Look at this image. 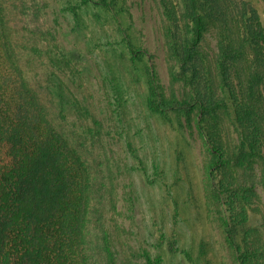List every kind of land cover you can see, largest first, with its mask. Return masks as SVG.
<instances>
[{"label":"rangeland","instance_id":"374dc122","mask_svg":"<svg viewBox=\"0 0 264 264\" xmlns=\"http://www.w3.org/2000/svg\"><path fill=\"white\" fill-rule=\"evenodd\" d=\"M5 1L18 37L28 45L19 51L49 117L69 136L94 179L93 195L103 215L93 212L90 218L88 263L241 264L221 221L223 204L210 192L211 154L204 135L209 124L195 102L198 81L184 78L181 68L171 70L165 36L170 24L162 2ZM250 1L264 26V0ZM178 2L183 16L184 3ZM34 33L45 40L35 41ZM51 45L75 55L59 74L70 101L65 116L46 88L47 56L38 54ZM198 49L218 50L216 35L210 33ZM213 77L208 80L214 87ZM155 89L171 100L168 108H153ZM192 107L190 123L186 112ZM228 109L221 129L232 152L241 129L233 101ZM251 132L245 128V134ZM239 173L242 180L252 178L259 194L245 198L249 219L241 220L237 238L245 248L251 245L245 231L264 235V173L259 163Z\"/></svg>","mask_w":264,"mask_h":264},{"label":"trees","instance_id":"16d2710c","mask_svg":"<svg viewBox=\"0 0 264 264\" xmlns=\"http://www.w3.org/2000/svg\"><path fill=\"white\" fill-rule=\"evenodd\" d=\"M160 2L170 24L165 36L171 70L175 74L181 68L184 78L198 81L195 102L210 128L204 129L211 154L210 192L223 204L220 216L228 242L241 264H264L261 231H245L251 240L245 248L237 239L241 220L249 219L246 196L259 197L252 178L242 180L239 171L259 163L264 173V26L259 13L250 0H182L183 16L178 0ZM17 29L6 1L0 0V264H89L90 218L93 212L103 215L95 203L94 179L69 136L50 119L24 66L19 47L28 45ZM210 33L216 35L218 50L207 54L198 47ZM34 34L35 41L45 40ZM43 53L49 64L46 88L65 116L70 101L59 74L75 55L55 45L38 54ZM211 76L217 86L210 84ZM229 101L241 129L232 152L221 129ZM151 103L163 110L172 102L155 89ZM194 110L186 112L190 123ZM245 128L252 134H245Z\"/></svg>","mask_w":264,"mask_h":264}]
</instances>
